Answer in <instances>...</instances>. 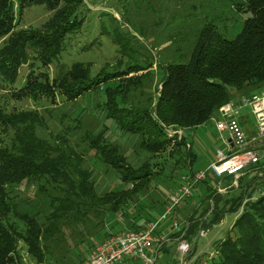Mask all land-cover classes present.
I'll use <instances>...</instances> for the list:
<instances>
[{
  "label": "trees",
  "instance_id": "1",
  "mask_svg": "<svg viewBox=\"0 0 264 264\" xmlns=\"http://www.w3.org/2000/svg\"><path fill=\"white\" fill-rule=\"evenodd\" d=\"M80 2L0 0V38H5L0 47V90L14 87L25 64L30 66V70L26 82L19 89L14 87L13 97L16 99L46 98L56 103L61 96L71 101L107 83L116 82L114 86L105 87L104 106L119 130L140 135V146L153 156L170 148L177 169L188 171L189 178L193 177L198 171L195 165L199 154L189 136L184 133L181 138L170 136L165 126L194 130L211 120L213 115L219 113L221 106L236 96L253 95L264 88V0H244L238 5L249 16L244 19L241 30L234 38L225 37L214 23H206L198 35L189 61L167 65L159 94L151 108L121 106V102L127 99L129 89L138 88L145 75L144 72L139 74L143 68L137 65L117 72L103 69L92 77L90 63L74 62L61 76L50 77L46 68L65 50L69 34L82 24L77 12ZM33 5L45 6L53 11L52 16L41 27L18 28L24 10ZM36 61L39 66H36ZM35 120L31 112L7 113L0 108V131L8 133L10 129L15 130L12 146L1 144L0 137V264H19L17 250L20 239L27 243L30 253L40 262L43 259V225L36 217L17 211L8 190L10 184L38 182L43 178L53 183L66 180L77 195L108 204L113 212L129 217L131 222L126 230L144 228L164 212L167 200L159 197L155 203L139 207L137 212L130 208L135 200L142 197V191L152 186L157 176L150 162L134 167L119 146L105 142L99 134L91 140L92 147L103 162L119 171L121 180L126 184L124 189L112 190L100 196L91 180V172L80 166L82 159L73 158V151L67 157L60 153L53 155L55 147L37 135ZM72 163L80 176L78 182H72L68 174ZM245 175L238 179L237 187L243 190L236 198V204L227 210L220 204L223 193L219 191L218 183L225 179L226 185L231 186L235 181L233 175H209L196 183L191 195L199 193L198 190L203 193L198 184L204 185L209 190H204L205 196L212 204L201 216H191L186 226L171 233L170 239L183 240L192 236L197 228L209 229L220 223L227 213L237 212L243 206L230 231L217 244L215 253L209 256L208 264H264V194L257 198L246 194L250 183L244 186ZM65 204L68 205V202ZM12 214L26 223L24 232L12 222ZM171 219L162 224L167 223L170 228ZM162 251L170 252V249L160 248L154 264H157ZM197 263L202 264L200 261Z\"/></svg>",
  "mask_w": 264,
  "mask_h": 264
},
{
  "label": "rangeland",
  "instance_id": "2",
  "mask_svg": "<svg viewBox=\"0 0 264 264\" xmlns=\"http://www.w3.org/2000/svg\"><path fill=\"white\" fill-rule=\"evenodd\" d=\"M243 2L244 0H81L77 10L78 17L82 20L81 26L69 34L65 50L46 69L53 78L61 76L74 62H84L91 64V76L95 77L103 69L117 72L137 65L143 68L139 74L144 72L145 75L138 88L129 89L127 99L121 102V106L151 108L159 94L167 65L189 61L198 35L206 23H214L227 38L236 37L244 19L249 16L243 8L238 7ZM52 14L53 11L43 5H33L24 10L17 27H41ZM4 42L5 38L1 37L0 47ZM35 63L39 66L37 61ZM29 70L28 64L21 67L15 89L26 82ZM115 83H107L104 87L71 101L59 96L56 103L46 98L16 99L13 97L15 89L12 87L0 90V108L7 113L31 112L36 118L34 126L37 135L55 147L53 155L60 153L67 157L73 151V158H81L80 166L91 172V180L100 196L112 190L124 189L126 184L121 180L119 171L103 162L92 147L91 140L99 134L105 142L119 146L134 167L150 162L153 171H157V176L154 177L152 186L143 190L142 197L135 200L130 208L137 212L139 207L155 203L157 197L166 199V206L170 195L183 181L189 179L188 171L177 169L170 155V148L153 156L140 146V135L119 130L112 117L107 115L106 105L104 106L105 87L114 86ZM241 98L242 96L239 99ZM218 115L219 113L213 115L207 124H212L211 121ZM167 128L179 129L172 128V125L165 126ZM182 130L187 136L193 131ZM201 130L203 129L200 128L195 136L194 147L198 153L207 155L213 145L205 146L200 142ZM14 132V129H10L8 133L0 131L1 144L12 146ZM210 138L215 143L216 138ZM259 149L263 156L261 161L264 162V146ZM197 166L196 164L195 168ZM68 174L72 182L79 181L80 176L73 163L70 164ZM249 183L246 194L253 195L254 198L263 195L264 173L254 179L245 178L244 186ZM218 184L222 188L219 191L226 192H223L220 204L227 210L232 204H236V198L243 189H239L235 182L229 188L225 179ZM198 188L203 193L198 190L199 193L188 196L177 208L176 219L180 226L173 229L174 232L186 226L191 216H201L211 206V200L205 196L204 191L209 190L200 184ZM8 190L17 211L36 217L45 231L41 240L42 261L30 253L27 243L20 239L17 250L19 264H78L107 236L126 230L131 222L122 213L113 212L108 204L77 195L66 180L53 183L43 178L38 182L10 184ZM67 202L68 205L65 204ZM60 203L63 205L60 206ZM53 211L57 213L53 214ZM242 211L243 206L237 212L241 214ZM10 217L19 230L24 232L26 223L13 214ZM218 224L209 229L197 228L192 236L185 237L192 248L190 256L181 254L178 248L180 240L168 242L163 239L157 244V250L170 249V252L162 251L157 264H180L177 256L187 258L191 264H198L199 261L203 263L228 233L226 225L220 227ZM197 252L199 255L195 256Z\"/></svg>",
  "mask_w": 264,
  "mask_h": 264
},
{
  "label": "built area",
  "instance_id": "3",
  "mask_svg": "<svg viewBox=\"0 0 264 264\" xmlns=\"http://www.w3.org/2000/svg\"><path fill=\"white\" fill-rule=\"evenodd\" d=\"M244 109H249L255 118L256 130L251 135L240 121ZM212 121L223 142V146L216 150V159L206 168L196 171L193 177L183 181L176 188L157 220L148 222L144 228L138 230H122L110 234L78 264H123L125 260L154 264L150 251L164 239L158 233L161 224L172 218L170 228L172 230L179 228L180 223L176 219L175 211L178 205L192 194L196 183L207 179L209 175L218 177L233 175L237 185L238 179L247 174L248 166L262 160L259 148L264 146V88L253 95L242 96L241 99H233L224 104L219 109V115ZM166 130L170 136L177 134L179 138L184 133L182 128ZM219 190L222 188L219 187ZM178 248L184 256H190L192 253L191 245L185 239L180 240ZM214 253L215 251L210 257ZM208 263L206 260L202 264ZM180 264H191V261L181 257Z\"/></svg>",
  "mask_w": 264,
  "mask_h": 264
},
{
  "label": "crops",
  "instance_id": "4",
  "mask_svg": "<svg viewBox=\"0 0 264 264\" xmlns=\"http://www.w3.org/2000/svg\"><path fill=\"white\" fill-rule=\"evenodd\" d=\"M240 97L241 96L238 95L234 99H239ZM240 121H241L243 127L245 128V130L247 131L248 134L251 135V134L255 133V130H256L255 118L253 117V114H251L249 109H246V110L243 111L242 116L240 118ZM207 123L208 122L200 125L196 129L191 131V133L188 135L189 139L191 141V144L194 147L195 136L197 135V132L199 131V129L202 128L203 130H201L200 142L202 141V143L205 146L206 145H210V144L213 145V147H211L210 153L207 154V155L205 153L201 154V153L197 152L199 154V160L197 162L198 166H197V168H195V170H200V169L206 168L212 161H214L216 159V150L218 148H220L221 146H223V142H221L222 139L220 138L219 132L216 129L214 122L211 121L212 124H207ZM203 127H205V128H203ZM210 134L213 135L216 138L215 143L212 142L210 137H213V136H210ZM198 140H199V136H198ZM260 147H263V146H260ZM247 172H248V175L247 176L245 175V176H246V178H249V179H254V178L258 177L259 175H263V173H264V163L261 162L258 165H256V164L249 165ZM228 187L230 188V185H228ZM225 188H227V187L225 186ZM192 192L194 193V190ZM223 192H225V190ZM239 214H240V212L227 213L224 216V218L222 219L221 223L218 224V226L225 227L224 225H226V229H228L227 231L229 232L230 229L232 228V225L235 222L236 218L239 216ZM159 232H160V235H162V237L164 238L163 241L167 240L168 242H170V240H171L169 236L171 235V233H174V231L169 228L167 223L161 225V228H160ZM198 252L195 254V256L199 255ZM88 254H89V252L87 253V255ZM150 254L152 255V257L154 259V262H155L157 260V258H158V250H157L156 246H154L152 248V250L150 251ZM87 255H86V257H87ZM177 257L180 260L181 257L180 256H177ZM208 258H209V256H206V260ZM159 260H160V258H159ZM137 263H142V262L133 261V260H125L123 262V264H137Z\"/></svg>",
  "mask_w": 264,
  "mask_h": 264
}]
</instances>
